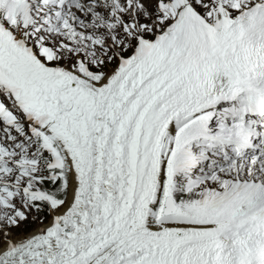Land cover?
Instances as JSON below:
<instances>
[{
  "label": "snow or ice",
  "instance_id": "obj_1",
  "mask_svg": "<svg viewBox=\"0 0 264 264\" xmlns=\"http://www.w3.org/2000/svg\"><path fill=\"white\" fill-rule=\"evenodd\" d=\"M0 264H264V0H0Z\"/></svg>",
  "mask_w": 264,
  "mask_h": 264
}]
</instances>
